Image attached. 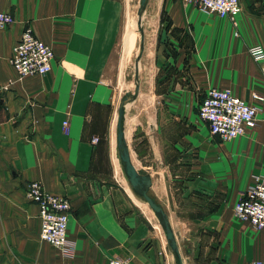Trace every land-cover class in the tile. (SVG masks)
Here are the masks:
<instances>
[{"label":"crops","instance_id":"0c3cea01","mask_svg":"<svg viewBox=\"0 0 264 264\" xmlns=\"http://www.w3.org/2000/svg\"><path fill=\"white\" fill-rule=\"evenodd\" d=\"M239 6L234 26L182 0H146L138 18L124 137L185 264L264 260V227L248 229L231 210L264 174V57L247 53L260 45L264 54V0ZM0 10L12 17L0 28V264H170L164 237L116 181V107L133 90L138 51L131 71L129 53L139 43L138 30L125 39L121 0H0ZM25 26L52 50L44 75L18 77L9 63ZM209 87L256 106L254 127L229 142L210 135L197 117ZM30 180L68 199L71 256L39 240L37 207L23 192Z\"/></svg>","mask_w":264,"mask_h":264},{"label":"built area","instance_id":"2783aa9c","mask_svg":"<svg viewBox=\"0 0 264 264\" xmlns=\"http://www.w3.org/2000/svg\"><path fill=\"white\" fill-rule=\"evenodd\" d=\"M192 3L202 11L229 19L235 25V17L240 11L239 0H182ZM12 17L0 10V28L10 24ZM247 53L254 61L264 57L260 45L247 47ZM53 53L51 48L36 38L25 26L11 48L9 63L18 77L44 75L51 68ZM255 98H258L254 95ZM257 107L245 103L228 89L209 87L197 105V117L207 125L210 135L220 141L235 139L256 123ZM61 131L66 134L68 121L61 122ZM97 138H92L95 143ZM24 197L37 207L39 221L38 238L57 248L64 256L73 254V243L67 238V223L70 210L68 199L46 191L40 182L30 180L23 189ZM233 216L248 223L253 229L264 227V174H253L251 182L240 192L232 205ZM108 264H125L114 258ZM248 264H264V260H251Z\"/></svg>","mask_w":264,"mask_h":264},{"label":"water","instance_id":"95a60500","mask_svg":"<svg viewBox=\"0 0 264 264\" xmlns=\"http://www.w3.org/2000/svg\"><path fill=\"white\" fill-rule=\"evenodd\" d=\"M146 0H138V8L136 11L137 14V30L139 32V43H138V52L136 54V59L134 62V87L131 93H124L123 96L120 98L119 103L116 107V116H115V123H114V150L115 156L118 160V164L120 170L123 174V177L133 195L145 202L148 207L153 212L157 223L159 224L165 243L172 255L174 264H182L180 252L176 241L173 236V232L169 225L167 215L161 208V206L148 194V188L151 184V179L148 174L142 172L135 168L132 164L129 156L128 147L124 137L123 131V117H124V104L132 100L136 94L138 89L137 84V59L140 56L141 49H142V30L139 24V16L143 9L145 8Z\"/></svg>","mask_w":264,"mask_h":264},{"label":"rangeland","instance_id":"374dc122","mask_svg":"<svg viewBox=\"0 0 264 264\" xmlns=\"http://www.w3.org/2000/svg\"><path fill=\"white\" fill-rule=\"evenodd\" d=\"M121 3H122V10H123L122 11V18H121V25L124 26L126 24V28H125V32L126 33L124 35H125V39L128 40L129 36L131 38L132 35L134 34V32L137 31V25H136V23H137V14H136V11H137V8H138V0H121ZM126 14H127V16H126ZM132 42H134L133 45H132L133 46V50L130 51V53H129L130 58H129V62H128L130 71L132 70V62L134 60V56H135L136 52L138 51V41H137V39L135 38V40L132 41ZM129 75H128L129 76V83L128 84H129V90H131L132 89V80H131L132 77H131V74H129ZM198 121H200V120H198ZM217 140L219 142H229V141H231V140L220 141L219 139H217ZM130 156H131V160H132L133 164L138 166V162L136 161L135 157L132 154ZM118 178H119V180H116V181H117V183H119V185H121L123 188L128 186L126 181H125V179H124V177H123V174H122L121 170L119 171V177ZM127 188H129V187H127ZM124 190H125V188H124ZM128 191L132 195L131 197L134 199V201L136 203H139L140 205H142V201L137 199L129 189H128ZM126 193H127V191H126ZM131 197L129 196V199H130L131 203L133 204V207H135V209L138 211V213H142V215H143L142 217L143 218L145 217L147 219V221H149V223H150L149 225H151V228L156 233L157 237H163L161 228H160L159 224L157 223V220H156L155 216L153 215V213L150 212V210L148 208H146V207H144L142 205L143 209H145V210H143L141 207H139L132 200ZM148 210H149V213L151 215L148 213ZM242 222H243V225L246 226L248 229L256 231L248 223H246L244 221H242ZM166 252L168 253L169 258L171 260L170 264H173L172 257H171V254H170V251H169L168 247H166ZM181 256L183 258V263L185 264L186 258L184 257V253L182 251H181Z\"/></svg>","mask_w":264,"mask_h":264},{"label":"bare ground","instance_id":"6f19581e","mask_svg":"<svg viewBox=\"0 0 264 264\" xmlns=\"http://www.w3.org/2000/svg\"><path fill=\"white\" fill-rule=\"evenodd\" d=\"M125 132H126V135H127V137H128V132H127V130H125ZM126 137V136H125ZM131 162H132V160H131ZM117 163H118V160H117ZM118 172L120 171V168H119V164H118ZM126 187H128V186H126ZM127 189H129V188H127ZM130 190V189H129ZM142 205L144 206V207H146V208H148L149 210H150V212H152L151 211V209L148 207V205L145 203V202H143L142 201ZM149 210H148V212H149ZM153 213V212H152Z\"/></svg>","mask_w":264,"mask_h":264}]
</instances>
